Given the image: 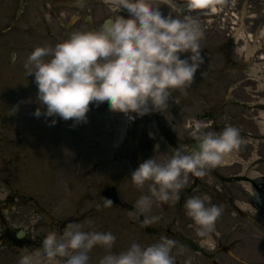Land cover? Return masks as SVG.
Listing matches in <instances>:
<instances>
[{
	"label": "rangeland",
	"instance_id": "obj_1",
	"mask_svg": "<svg viewBox=\"0 0 264 264\" xmlns=\"http://www.w3.org/2000/svg\"><path fill=\"white\" fill-rule=\"evenodd\" d=\"M90 1L86 0L81 8V22L74 28L78 15L74 5L78 0H36L35 3L41 7L37 11L32 0H25L24 6L20 5V0H0V137H3L0 139V168H8L0 171V233L5 228H30L36 236L44 238L49 233H62L70 223H79L85 231L112 232L116 240L111 251L120 252L133 242L145 246L156 243L160 235L170 228V238L177 243L176 251L172 253L175 264H186V261L190 264H264V243L258 239L255 243L250 240L252 222L249 218L252 217L256 225H262L264 199L263 203L256 199L253 201L248 182L230 181L229 177L241 173L251 175L253 171L264 172L263 163L249 167L251 154L253 157L264 155V142L255 139L251 144L246 136L252 116L247 106L249 103L260 104L264 98V0H205L189 11H178L156 2L167 10V14L194 22L200 28L203 33L199 41L202 62L190 85L172 91L164 112H150L141 117L137 129L135 127L128 137L131 143L128 142L121 150L138 152L139 140L148 134L157 143L153 158L163 162L172 155L174 148L186 146L193 138V132H189L190 125L204 123L197 117L200 112L218 102L222 106L227 104V109L236 112L235 128L240 133V144L232 152L240 159L232 165L220 163L208 168L203 177H198L196 190L189 194L206 198V205L215 204L222 209L214 230L205 238L197 235V226L186 215L183 205H179V195L168 202L154 200L145 215L159 218L144 225V216L137 217L131 209L142 194H149L147 183L143 189H138L129 178L119 181L122 203L117 206L100 205L97 187L104 179L97 176L93 183L86 175L88 163H78L77 168L67 160L77 154L74 149L80 155L81 149L90 150L97 141L108 142L109 137H114L115 145L124 140L125 126L92 129L87 118L72 127L67 123L61 140L63 148L56 149V128L52 124L48 127L43 115L40 118L33 114L38 107L33 101L37 97V84L34 74L28 75L25 63L35 47L57 43L46 36L45 30H57L62 41L74 31L98 29L105 16L128 15L126 9L119 13L99 2L100 8L95 16ZM52 6L55 11L46 14ZM24 8V14L19 16L17 10ZM86 14L95 16L92 26L87 24ZM186 15L189 16L183 19L182 16ZM12 39L17 40L14 45H11ZM35 39L39 40L35 42ZM182 55L187 56L188 53ZM103 106L90 104L89 110ZM43 120L50 135L53 132L55 137H48V147L45 141V147L41 146L46 153H41L33 143L34 137L41 133ZM155 121L161 130L155 128ZM261 125L256 133L263 132ZM56 126L60 127L58 123ZM167 131L173 136L172 142L165 138ZM103 132H108L106 138ZM72 143H77V146ZM168 143H174V148ZM128 168L131 172L132 169ZM194 177L188 174L181 190L190 186ZM8 189L15 195L12 203L10 199L4 201ZM251 205L256 209L255 216L243 210ZM183 238L200 241L209 251H216L214 259L184 246ZM37 248H7L4 242H0V264H18L21 254ZM106 251L101 246L94 247L89 253V264H98Z\"/></svg>",
	"mask_w": 264,
	"mask_h": 264
},
{
	"label": "clouds",
	"instance_id": "obj_2",
	"mask_svg": "<svg viewBox=\"0 0 264 264\" xmlns=\"http://www.w3.org/2000/svg\"><path fill=\"white\" fill-rule=\"evenodd\" d=\"M106 2L113 11L126 9L128 15L109 18L96 30L74 31L54 46H37L28 55L25 67L37 84L36 117H51L52 125L57 117L84 122L92 104L134 120L164 112L172 91L192 83L202 62L199 41L203 35L194 22L162 14L156 0ZM162 3L171 7V0ZM200 128L197 125L192 133L195 147L181 145L166 161L150 157L131 171V182L138 189L148 184L149 194H142L133 208L137 217L144 216V225L159 218L145 215L154 200L174 199L188 174L203 177L240 144L239 130L231 125L225 124L220 132ZM205 200L189 196L183 204L202 238L214 230L222 212ZM243 210L256 212L252 205ZM115 240L110 231H85L81 224L70 223L62 233L46 235L39 248L21 254L18 264H89V253L96 246L108 250L98 264H175L172 239L161 237L146 246L133 242L123 251L112 252Z\"/></svg>",
	"mask_w": 264,
	"mask_h": 264
},
{
	"label": "flooded vegetation",
	"instance_id": "obj_3",
	"mask_svg": "<svg viewBox=\"0 0 264 264\" xmlns=\"http://www.w3.org/2000/svg\"><path fill=\"white\" fill-rule=\"evenodd\" d=\"M93 153H95V151L93 150L91 153H90V156H89V158H91L90 160H93ZM98 154H100V153H98ZM101 156H105L104 154H100ZM136 158V156H134V159ZM123 171V169H117V172H115V173H111V172H108L107 173V175H109V177L111 178H114V179H120V178H124V176H125V174L127 173L126 172V170H124L125 171V173L124 172H122ZM119 176V177H118ZM263 186V188H264V184L262 185ZM263 222V225H264V221H262ZM263 230H264V226H263ZM18 231V230H17ZM263 233H264V231H263ZM8 235H10L9 233H7V236ZM30 236H31V231H27L26 233H25V237H26V239H27V243L26 244H28V243H30L31 241L29 240L30 239ZM15 238L17 239V237L15 236ZM29 238V239H28ZM256 235H255V232H254V228L252 227L251 228V230H250V240L254 243L255 241H256ZM264 240V239H263ZM31 244H33V243H31Z\"/></svg>",
	"mask_w": 264,
	"mask_h": 264
},
{
	"label": "bare ground",
	"instance_id": "obj_4",
	"mask_svg": "<svg viewBox=\"0 0 264 264\" xmlns=\"http://www.w3.org/2000/svg\"><path fill=\"white\" fill-rule=\"evenodd\" d=\"M193 1H195V0H193ZM214 9H215V7L212 8V10H214ZM222 160H223V163L224 164H232V162L238 161L239 160V157L236 156L234 153L229 152V153H227V154L224 155V157H223ZM211 241L212 240H210V243L212 244Z\"/></svg>",
	"mask_w": 264,
	"mask_h": 264
},
{
	"label": "water",
	"instance_id": "obj_5",
	"mask_svg": "<svg viewBox=\"0 0 264 264\" xmlns=\"http://www.w3.org/2000/svg\"><path fill=\"white\" fill-rule=\"evenodd\" d=\"M185 243L186 244H189L191 247H193L194 249H196V250H200V251H202V252H204L205 254H206V252L202 249V248H200V247H198L197 245H195L194 243H192V242H190V241H185Z\"/></svg>",
	"mask_w": 264,
	"mask_h": 264
}]
</instances>
